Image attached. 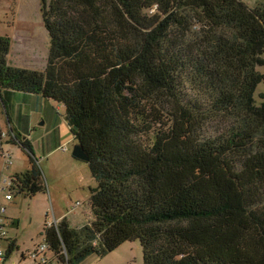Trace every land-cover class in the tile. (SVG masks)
<instances>
[{"label": "trees", "instance_id": "obj_1", "mask_svg": "<svg viewBox=\"0 0 264 264\" xmlns=\"http://www.w3.org/2000/svg\"><path fill=\"white\" fill-rule=\"evenodd\" d=\"M41 13L44 71L11 66L0 36V104L18 92L62 105L89 158L91 220L43 228L56 261L138 240L143 264H264V5L41 0ZM20 144L30 168L9 191L46 193Z\"/></svg>", "mask_w": 264, "mask_h": 264}, {"label": "rangeland", "instance_id": "obj_2", "mask_svg": "<svg viewBox=\"0 0 264 264\" xmlns=\"http://www.w3.org/2000/svg\"><path fill=\"white\" fill-rule=\"evenodd\" d=\"M242 1L250 3V0ZM5 35L13 38V56L20 59L26 57L27 62L35 64L29 70L42 72L50 50V38L42 18L41 0H0V36ZM259 71L264 73V68H259ZM260 94H264V82L255 92L256 105L263 102ZM17 98L13 100L17 102L15 109L10 111L15 113L22 127H26L27 121L34 124L29 140L39 162L46 193L34 197L13 193V201L5 203L8 183L4 185L5 190H0V198L7 206L8 241L2 243V248L7 251L11 240L18 245L5 264H34L29 259L21 260V254L45 242V224L53 225L66 219L75 228V225L89 221L85 211L97 184L88 165L72 156L76 141L65 121L64 107L53 101H49L51 105H45L41 103V100H45L41 97L25 101ZM0 120V131L8 134L5 117ZM21 142L18 139V143L4 144L0 149L1 185L15 172L22 173L29 169L28 151L21 146ZM3 154L12 162L9 169L4 166ZM80 264H143L142 247L138 240L126 242L106 256L91 255Z\"/></svg>", "mask_w": 264, "mask_h": 264}, {"label": "crops", "instance_id": "obj_3", "mask_svg": "<svg viewBox=\"0 0 264 264\" xmlns=\"http://www.w3.org/2000/svg\"><path fill=\"white\" fill-rule=\"evenodd\" d=\"M245 3L248 6H250V7H255L258 4L264 5V0H250V3L249 2L248 3L245 2ZM11 39L13 40V38H11ZM50 45H51V42H50ZM48 55H49V53H48ZM47 59H48V57H47ZM27 61L28 60L26 59V57H24L23 59H20L18 57L13 56V42H12L11 50H10V53L8 55L9 64L11 66L17 67V68L33 69L31 67L35 66V64L31 63L30 61H29L30 62L29 63ZM46 66H47V62H46V65L44 66V69L42 71H44L46 69ZM17 97H21L25 101L26 99L32 100L33 99L32 97L39 98L40 96L29 95V94L18 93V92H5L4 93L5 105L3 103L0 104V119L2 117H5V119H6V127H7L9 132H11V133H13L15 135V137H17L18 139H20L22 141H29L30 142L29 138H30L31 132H33L34 124L33 125L28 124V121H27V124L25 123L26 127H22L20 125V123H19V120L15 118V113L10 111V109H15L17 102L13 101V100L18 99ZM27 97H29V98H27ZM41 101H42L41 103H45V105H51V104H49L50 102L47 101V100H41ZM24 120L25 119H22V121H24ZM0 122H1V120H0ZM0 130H1V123H0ZM21 136H22L23 139H21ZM16 143H18V140H16L15 142H13L12 140H10V141L0 140V149L3 148L4 144H13L14 145ZM30 144H31V142H30ZM34 157H35V155H34ZM29 168H30V166H29ZM14 174H19V173L15 172ZM85 213L89 216V221H90L91 220V212H90L89 205H88L87 211H85ZM89 221H87V222H89ZM86 223H83V224H86ZM83 224H81V225H83ZM81 225L78 224L77 226L75 225L74 227L77 228V227H80ZM11 243H13L15 245V249L16 248L18 249V245L16 244V241L11 240L9 242V245ZM24 255H25L24 253L21 254V260L22 259L26 260V259H24ZM1 264H5V263H1Z\"/></svg>", "mask_w": 264, "mask_h": 264}, {"label": "built area", "instance_id": "obj_4", "mask_svg": "<svg viewBox=\"0 0 264 264\" xmlns=\"http://www.w3.org/2000/svg\"><path fill=\"white\" fill-rule=\"evenodd\" d=\"M15 139V135L11 132L8 134L0 132V140H13ZM4 161V166L6 169H9L12 165L11 160H8V157L6 154H3L2 156ZM12 178V177H11ZM11 178L9 180H4L3 185L0 184V190H5L4 185L8 183L7 191L8 193L4 196V202H12L14 197L13 194L9 191V188L11 186ZM3 200L0 198V264L5 261L6 258V251L2 248V243L7 242L8 240V233L6 231V211L7 206L4 204ZM9 246V244H8ZM24 259L31 260L34 264H56V257L54 254H52L49 251V247L46 243H42L38 245L36 248H34L32 251L27 252L24 255Z\"/></svg>", "mask_w": 264, "mask_h": 264}, {"label": "water", "instance_id": "obj_5", "mask_svg": "<svg viewBox=\"0 0 264 264\" xmlns=\"http://www.w3.org/2000/svg\"><path fill=\"white\" fill-rule=\"evenodd\" d=\"M72 156H73V158H75L79 161L85 162V163H87L89 160V158H88L86 152L84 151L83 147L78 142H76L75 146L73 147Z\"/></svg>", "mask_w": 264, "mask_h": 264}]
</instances>
